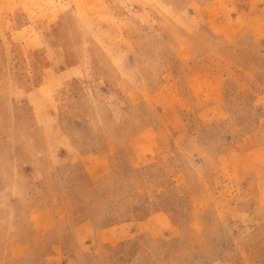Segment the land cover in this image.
Listing matches in <instances>:
<instances>
[{
	"label": "rangeland",
	"instance_id": "1",
	"mask_svg": "<svg viewBox=\"0 0 264 264\" xmlns=\"http://www.w3.org/2000/svg\"><path fill=\"white\" fill-rule=\"evenodd\" d=\"M0 264H264V0H0Z\"/></svg>",
	"mask_w": 264,
	"mask_h": 264
}]
</instances>
